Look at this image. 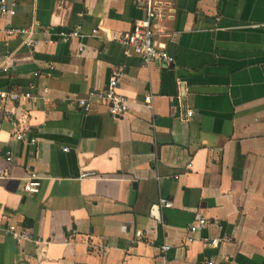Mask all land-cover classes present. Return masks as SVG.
<instances>
[{"label":"crops","instance_id":"1","mask_svg":"<svg viewBox=\"0 0 264 264\" xmlns=\"http://www.w3.org/2000/svg\"><path fill=\"white\" fill-rule=\"evenodd\" d=\"M157 1L166 69L121 43L145 18L140 1H6L0 90L32 93L13 112L37 142L13 140L0 102V264H264V0ZM116 71L129 112L83 113L76 100ZM197 215L206 224L188 243Z\"/></svg>","mask_w":264,"mask_h":264},{"label":"built area","instance_id":"2","mask_svg":"<svg viewBox=\"0 0 264 264\" xmlns=\"http://www.w3.org/2000/svg\"><path fill=\"white\" fill-rule=\"evenodd\" d=\"M7 0H0V16L9 15L14 16V5L8 7L6 4ZM143 3L145 10V18L138 21L133 26L131 32L121 40V43L126 49V54L132 53L137 56L143 65V67L154 66L158 69H166L174 63V58L168 53L164 45H160L157 42V35L155 32V21L159 18L160 7L162 3L157 0H137ZM7 37H25V42L28 46L35 45V41L30 39V30L28 29H14L9 28L5 31ZM81 36V26L75 27L70 32L60 31L58 33L59 39L63 42H68L71 39L78 38ZM82 51V47L79 48ZM51 70V69H50ZM7 69H4L6 72ZM35 77L38 73H35ZM120 77V72L116 71L108 84L105 91H90L86 93V96L76 100V104L83 113H89L93 110L95 104L105 108L106 113L114 118H120L129 112V102L128 100L117 93L116 88L118 85V79ZM43 94H46L47 89L42 90ZM34 97L31 92L18 93L13 90H0V102L4 105V115L9 120L14 129L12 138L16 142H24L30 146H35L37 140L35 138L26 139L25 132L22 128L23 118L16 117L13 110L16 105L22 102H29L33 100ZM144 103L147 107H151V97L147 96L144 98ZM12 109H8V108ZM191 117L192 113H188ZM66 152L67 149H64ZM11 159L8 158L7 161ZM191 166L188 165V168ZM3 176V171L0 169V177ZM41 182L36 177H31L25 187L24 192L28 195H35L38 193ZM159 204L164 207H169L170 203L167 199H161ZM206 224V220L201 216L197 215L194 222L188 227V243H192L194 235ZM6 233L11 235V237L18 244H22L24 241H29L30 236L28 232L24 229L17 230L14 225H9L6 228ZM205 247L212 248L218 245L216 241L205 240ZM169 247H163L161 249L162 253L169 251ZM205 264H214L213 262H205Z\"/></svg>","mask_w":264,"mask_h":264}]
</instances>
